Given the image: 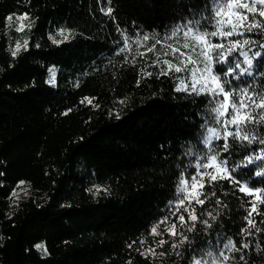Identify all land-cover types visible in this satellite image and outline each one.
I'll return each mask as SVG.
<instances>
[{
    "label": "trees",
    "instance_id": "1",
    "mask_svg": "<svg viewBox=\"0 0 264 264\" xmlns=\"http://www.w3.org/2000/svg\"><path fill=\"white\" fill-rule=\"evenodd\" d=\"M209 2L0 0V264H194L220 252L226 264H264V196L249 217L255 197L227 179L205 177L204 204L192 203L197 219L181 209L186 223H177L174 237L164 233L158 256L145 248L159 220L175 222L169 208L179 178H190L208 152L205 129L214 126L208 97L176 91V78L187 72L158 73L165 59L179 63L170 47L189 51L181 47L182 33L164 37L186 23L202 24ZM23 14L31 28L19 33L15 18ZM61 30L70 33L67 40ZM18 38L29 43L13 58ZM254 39L259 51L264 37ZM252 73L242 80L264 89V55ZM257 135L264 137V125ZM262 147L234 148L229 167ZM255 170L264 172L253 164L234 176L247 173L249 186H259L264 176ZM21 186L29 195L13 196ZM228 240L237 249L251 243L226 251Z\"/></svg>",
    "mask_w": 264,
    "mask_h": 264
},
{
    "label": "snow or ice",
    "instance_id": "2",
    "mask_svg": "<svg viewBox=\"0 0 264 264\" xmlns=\"http://www.w3.org/2000/svg\"><path fill=\"white\" fill-rule=\"evenodd\" d=\"M205 7L208 9L207 13L202 12L200 14L203 17L202 24H199V21V26L186 23V30L177 28L172 31L170 36L164 37L165 39L178 38L182 33L184 42L181 47L189 51H181L180 47H170L173 60L179 61V63L165 59L163 64L166 67L160 69L158 73L160 76H168L173 70L175 73L187 72L186 77L176 78L179 80L176 91L206 95L209 112L214 120V126L205 129L207 135L204 137V143L209 145L207 154L197 159L195 172L190 178L183 173L181 174L176 189L177 198L174 202H170L169 211L175 222L168 225L165 231L173 237L178 234L176 231L177 223L181 227L186 223L185 216L180 211L181 208H183L184 213L188 214L190 221L197 219L196 209L192 207V203L194 200L198 205L204 204V200L199 199L203 192H199L198 195L195 194L198 189L205 186V177L208 178L209 182L227 179L238 185L239 191L249 197H255L250 201L249 217L253 212H257L256 201L264 196V191H262L264 179L256 181L259 186H249L251 178L248 177L247 173L242 172L239 178L234 176V173L240 168H247L253 164H257L258 169H264V164L258 163L264 161V147L259 148L254 153L248 152L242 157L239 164L233 163L229 167V160L234 154V148L247 149V146L254 143L264 145V137L257 135V127L264 125V89L253 88L249 83L242 80L244 76H253V61L264 55V41L259 44V51L254 47L257 43L254 35L264 37V0H210ZM110 12L111 9L109 8L108 13ZM12 19V16L6 17L8 22H11ZM26 20H29L28 14L16 17L15 31L23 32L26 27L30 29L31 23L27 25L23 23ZM256 29L259 31L254 33ZM59 35L67 40L70 33L65 34V31L61 30ZM234 36L239 37V39H231ZM49 39L57 44L62 42L52 36H49ZM148 39L147 35L142 37L143 41ZM153 39L158 43L160 37L153 36ZM28 43V39L24 38L21 42V39L18 38L11 50V56L15 58L22 47L27 50ZM135 43L140 45L141 41L136 40ZM125 46L128 51H131L127 37H125ZM154 47L155 45L153 48H148L147 51H153ZM124 50L122 49V51ZM138 54L146 55V53ZM192 54L195 55V59ZM164 55H168V53L165 52ZM159 63V57H157L154 64L158 65ZM189 65L192 67L189 68ZM148 75L150 76L151 73ZM230 139L232 143H229ZM221 140L223 141L222 144L216 147L212 146L214 141ZM253 175L262 177L264 172L255 170ZM12 195L15 196L16 193L13 192ZM186 201L187 205H185ZM261 203H264V200H261ZM167 221L168 217L165 216L157 222V226L160 223L167 225ZM248 224L254 226L250 218ZM157 226L151 228L152 235H161L157 231ZM191 230L192 228L189 227L188 231ZM242 232L251 235L247 228L242 229ZM179 235L181 242L187 240L182 232ZM164 243L163 239L159 241L160 245ZM249 243L251 241L242 242L240 248L237 249L235 243L228 240L227 243L223 244V247L226 251H242L248 248ZM172 247L176 248L177 244L173 243ZM227 260L228 256L225 252H220L211 261L202 262V260L197 259L194 264H226Z\"/></svg>",
    "mask_w": 264,
    "mask_h": 264
},
{
    "label": "rangeland",
    "instance_id": "3",
    "mask_svg": "<svg viewBox=\"0 0 264 264\" xmlns=\"http://www.w3.org/2000/svg\"><path fill=\"white\" fill-rule=\"evenodd\" d=\"M18 17V16H17ZM16 20V18H15ZM17 22V21H16ZM23 23H25V25L29 24L30 21L26 20L24 21ZM13 24V23H11ZM27 27L24 29L26 30ZM20 33V32H19ZM22 42V40H21ZM14 48V47H13ZM16 193V196L19 197V198H24V197H27L29 195V193L26 191V189L21 186L19 187V189H17L15 191ZM199 193V189L197 190V193L195 195H198ZM185 205H187V201L185 202ZM183 210V208H181ZM184 212V210L182 211ZM172 223L174 222H169L166 224L163 223V225L157 229L158 232L161 233V235L159 236H156V235H151L150 238H148L145 242V248L147 251H149L153 256L157 257L158 256V253H159V247H160V244H159V241L161 239L165 240V237H164V233H168L167 231H165V228L168 226V225H171ZM169 234V233H168ZM154 250V251H153Z\"/></svg>",
    "mask_w": 264,
    "mask_h": 264
}]
</instances>
